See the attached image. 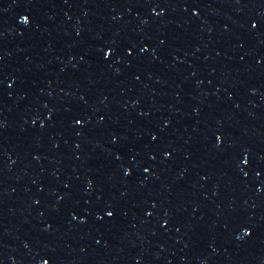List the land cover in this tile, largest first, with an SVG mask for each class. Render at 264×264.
I'll use <instances>...</instances> for the list:
<instances>
[{"label": "water", "instance_id": "obj_1", "mask_svg": "<svg viewBox=\"0 0 264 264\" xmlns=\"http://www.w3.org/2000/svg\"><path fill=\"white\" fill-rule=\"evenodd\" d=\"M0 264H264V0H0Z\"/></svg>", "mask_w": 264, "mask_h": 264}]
</instances>
